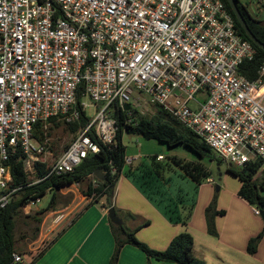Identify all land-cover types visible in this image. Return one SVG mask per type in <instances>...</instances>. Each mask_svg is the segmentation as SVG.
Listing matches in <instances>:
<instances>
[{"label": "built area", "instance_id": "obj_1", "mask_svg": "<svg viewBox=\"0 0 264 264\" xmlns=\"http://www.w3.org/2000/svg\"><path fill=\"white\" fill-rule=\"evenodd\" d=\"M245 5L256 18L264 10V0ZM255 53L222 0H0V209L17 190L10 158L19 151L32 181L35 163L46 162L47 138H35V124L51 118L72 122L89 106L96 110L93 120L47 164L44 177L72 172L98 153L92 133L114 145L115 109L125 114L126 132L149 103L227 165L260 159L263 170L264 64L254 80L239 72ZM134 158L126 156L125 164ZM95 181L92 176L93 188ZM205 181L214 183L212 176ZM252 212L260 215L261 209L252 206ZM13 260L23 261L18 253Z\"/></svg>", "mask_w": 264, "mask_h": 264}, {"label": "trees", "instance_id": "obj_2", "mask_svg": "<svg viewBox=\"0 0 264 264\" xmlns=\"http://www.w3.org/2000/svg\"><path fill=\"white\" fill-rule=\"evenodd\" d=\"M227 11L231 15L234 26L239 33V35L249 41L253 47L256 49L255 56L252 60L243 61L239 72L243 74L249 80H254L257 77V71L259 67L264 64V51L257 47L245 34L244 30L241 28L237 22L233 12L231 11L226 0H222ZM240 13L245 19L250 31L255 35V37L264 44V20H259L254 17L249 11L248 7L241 0H235ZM81 99V95H77V102ZM136 113V111H134ZM114 117L118 121L119 129L116 134V141L114 145L108 146L99 142L94 134L92 133L93 139L98 142L100 149L98 153L89 154L85 157L81 163L72 171L57 175H49L44 177L48 171L46 162L35 163L36 168V179L35 181L30 180L27 173L24 170L23 160L21 154L16 152L9 160L8 164L10 166V171L12 175V186L16 187V193H19L16 199H12L9 204L0 209V264H24L21 262H15L13 260V253H22L16 249V239L14 235L16 227V219L18 212L23 208L30 200H35L36 198H41L46 194H50L49 201L47 205L42 208L38 213L44 214L45 212L52 211L55 209L56 205L59 203L58 190L73 184L75 182L84 183L86 182V188L83 193L88 196H92L91 201L85 205L88 208L91 205H98L100 208L107 209L113 206V196L116 183L119 176L125 172L130 174L132 172L131 165L125 168V146L122 143V135L125 133L123 131V121L124 112L120 109H115L113 111ZM138 123L132 130L135 134L141 135L146 139H153L161 143H165L168 146L185 145L190 148L193 152L201 157H206L211 159L213 162H218L219 164L223 162L219 159L209 146H207L201 139H199L192 131L183 127L175 118L163 111L161 108L157 109L152 115H139L135 114ZM89 117L86 116L85 112H81L79 118L72 122L63 123L67 125L71 132L76 133L78 129L83 128L88 122ZM59 122L56 118L49 119L46 123L37 122L34 126V136L39 142H43L48 138L49 130L45 127V124L53 123L58 126ZM69 145L66 144L63 150ZM62 150V151H63ZM158 155H151L149 157L151 168L156 174V179L164 180L167 182L164 172L166 170H178L185 177L194 182L196 185L201 184L205 181V178L210 176L208 168L203 165L200 161L186 160L177 155H170L167 159L164 156L161 160H157ZM110 166L114 168V171H110ZM103 168L104 169V179L100 180L96 178V186H92V176L95 171ZM135 169V168H133ZM262 161L260 159H253L246 162L241 167H235L227 165L226 172L236 177L240 182V187L238 190V195L245 199L250 205L256 206L259 209H264V197L260 190L264 189V178L259 180V176L262 175ZM260 174V175H259ZM159 178V179H158ZM103 201L100 203V201ZM115 208V206H113ZM180 210L178 215L174 218L169 215V218L174 221L180 222L182 225H186L189 221L193 204L179 205ZM116 211V210H115ZM183 212H185L183 214ZM81 211L76 214L71 223H73L76 218L80 215ZM117 214V213H116ZM206 214H208L207 228L210 234L216 235V231L212 221L213 214H224V210H216L215 203L208 206L206 209ZM38 222L41 221V217L36 218ZM70 223V224H71ZM147 224L143 222L141 226ZM111 232L114 238V248L112 255L109 260V264H117L120 250L123 245L131 244L138 247L146 256L148 260H158L162 262H175L177 264H204L202 259H199L193 254V237L192 235L184 230L176 234L168 243L165 249L155 250L150 248L147 244L139 241L135 236V231L139 228L133 230L128 229L124 224L118 226L111 221H109ZM65 228L61 229L56 237L49 240L47 245L39 251L37 255L31 258L28 263L33 264L53 243L57 237H59ZM262 237V232L258 233L256 236L251 237L247 243V252L252 254L256 251L258 242Z\"/></svg>", "mask_w": 264, "mask_h": 264}, {"label": "crops", "instance_id": "obj_3", "mask_svg": "<svg viewBox=\"0 0 264 264\" xmlns=\"http://www.w3.org/2000/svg\"><path fill=\"white\" fill-rule=\"evenodd\" d=\"M134 157V159L140 158L138 155ZM126 167L124 170L127 169ZM175 173L185 180L180 171L177 170ZM262 174L264 178V171ZM169 180L170 178L165 184H168ZM187 180L189 179L187 178ZM190 181L186 185L192 189L193 194L189 197V192L184 194L179 188L181 198L170 210L169 206L161 204L154 195L148 197L133 180L131 172L130 174L123 172L115 186L113 206H115L117 215L122 219V223L128 229L133 230L139 227L135 231L136 238L150 248L163 250L176 234L186 230L193 237V254L202 259L204 264H264V223L262 218H259L260 215H255L252 212V205L238 195L240 187L238 179L237 183H232L230 189V204L227 206L219 204V207L224 210V214L220 215L223 216V219L217 218L214 223L216 235L208 232L204 215L203 219L201 218L207 200L198 203L186 225L169 218V215L174 218L178 215L179 205L184 203L194 205L195 193L199 186H203L205 183L206 186L214 185L207 181L196 185ZM220 188L218 186L217 190ZM102 202L101 200L100 203ZM232 203H234L236 211L232 212L233 216L229 219ZM109 221L107 209L100 208L98 205L82 209L76 220L73 223L71 221V224L67 225L68 227H64V232L33 264H109L114 248V238ZM146 221L147 224L141 226ZM260 232H262V237L256 251L252 254L248 253L246 250L248 240ZM56 235L49 240L54 239ZM21 256L24 264L31 260L25 255ZM117 264L177 263L148 260L138 247L125 244L120 250Z\"/></svg>", "mask_w": 264, "mask_h": 264}, {"label": "rangeland", "instance_id": "obj_4", "mask_svg": "<svg viewBox=\"0 0 264 264\" xmlns=\"http://www.w3.org/2000/svg\"><path fill=\"white\" fill-rule=\"evenodd\" d=\"M249 0H242V2L246 3ZM259 20H264V10L259 12ZM147 101H149V97L144 95ZM193 106V104H190ZM160 107L155 104H146L143 107L146 115H152L156 112ZM96 110L89 106L85 109V114L89 119L93 120L95 116ZM59 125L56 126L53 123L47 124L49 135L47 138V145L45 148L44 159H46V163H51V161L59 155L63 147L70 143L75 133L71 132L67 125L63 123L62 119H57ZM122 143L125 146V154L126 156H136L138 155L140 158L134 159L131 163H126L125 167L128 168L131 165L132 168V178L135 180L137 185L143 189L144 193L148 197L157 198L161 204H166L169 206L170 210L174 207L181 198L179 195L181 194V190L184 194L188 193L190 197L192 193V189L188 188L186 183L189 182L187 178H180L176 175L175 170H166L164 175L166 179L170 178L169 183L165 184L164 180L159 179V181L163 184H158V180L156 179V174L153 172L151 168V163L149 157L151 155L162 154L164 159H167L170 155H177L186 160L200 161L203 165H205L209 172L210 176L214 178V185L206 186V183L203 186L198 187V191L195 193V201L193 205V211L197 207L198 203L207 202L203 209V214L201 213V218H204L207 223L208 214H206V209L208 206L213 205L215 203V209L221 210L219 204L223 206H227L230 204V189L232 187V183H237V178L232 176L229 173H226L227 164L221 162L219 166H216V162L211 161L209 158L201 157L195 152H193L190 148L185 145H176V146H168L165 143L158 142L153 139H146L138 134H127L123 133L122 135ZM135 168V169H133ZM263 178V174L259 176V180ZM190 183H192L190 181ZM86 182L70 185L68 187H63L58 190V199L59 203L56 205L55 209L52 211L45 212L44 214L38 213L42 208H44L50 198V194H46L40 198V200L32 205H28L27 207H23L19 210L18 216L16 219V227L14 231L15 239H16V249L21 252L22 255H25L26 258H32L39 253L41 249H43L49 239H51L54 235H56L61 229L64 227H68V222L71 218L75 217L78 212H80L88 201L85 197H83V190L86 188ZM218 185L221 188L217 190L215 186ZM261 194L264 197V189L260 190ZM19 193H15L13 199L18 197ZM154 202V201H153ZM155 203V202H154ZM185 205L189 203H184ZM195 206V207H194ZM224 208V207H223ZM180 207H178V211ZM235 212L234 203L231 204V212L229 214V219L233 216L232 212ZM64 214L66 217L57 219L55 218L58 214ZM185 212H183L184 214ZM119 214V213H118ZM41 217V221L38 222L36 218ZM220 214H213L212 221L213 225L217 218H222ZM260 218V216H259ZM216 231V230H215ZM76 241L74 240V243ZM154 249V248H152ZM157 250V249H155ZM75 257V255H74Z\"/></svg>", "mask_w": 264, "mask_h": 264}, {"label": "water", "instance_id": "obj_5", "mask_svg": "<svg viewBox=\"0 0 264 264\" xmlns=\"http://www.w3.org/2000/svg\"><path fill=\"white\" fill-rule=\"evenodd\" d=\"M231 11L233 12L237 22L239 23V25L241 26V28L244 30L245 34L247 35V37L260 49H262L264 51V44L262 42H260L255 35L250 31L245 19L243 18L242 14L240 13L238 6L236 4L235 0H226ZM125 133L127 134H133L134 131L133 130H129L126 131ZM211 160V159H210ZM212 161V160H211ZM216 166H219V163L216 162ZM94 177H96L97 179L103 180L104 179V169L101 168L97 171L94 172L93 174ZM216 189H218V185H216ZM107 216L109 218V220L118 225V226H122V219L116 214L115 208L113 206L107 208ZM260 217L263 220L264 223V209H261L260 212Z\"/></svg>", "mask_w": 264, "mask_h": 264}, {"label": "flooded vegetation", "instance_id": "obj_6", "mask_svg": "<svg viewBox=\"0 0 264 264\" xmlns=\"http://www.w3.org/2000/svg\"><path fill=\"white\" fill-rule=\"evenodd\" d=\"M242 1V0H241Z\"/></svg>", "mask_w": 264, "mask_h": 264}]
</instances>
